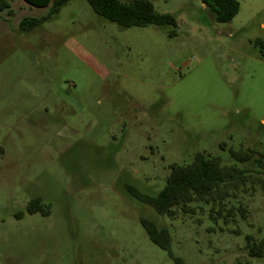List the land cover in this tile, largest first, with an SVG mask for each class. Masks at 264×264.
I'll return each mask as SVG.
<instances>
[{
  "label": "rangeland",
  "instance_id": "374dc122",
  "mask_svg": "<svg viewBox=\"0 0 264 264\" xmlns=\"http://www.w3.org/2000/svg\"><path fill=\"white\" fill-rule=\"evenodd\" d=\"M151 1L177 25L125 27L71 0L0 35V264H264L246 238L264 239V162L231 152L264 153V0L225 23L203 0ZM197 152L250 170L229 221L218 202L167 216L129 191L158 195ZM36 197L48 215L28 212Z\"/></svg>",
  "mask_w": 264,
  "mask_h": 264
},
{
  "label": "trees",
  "instance_id": "16d2710c",
  "mask_svg": "<svg viewBox=\"0 0 264 264\" xmlns=\"http://www.w3.org/2000/svg\"><path fill=\"white\" fill-rule=\"evenodd\" d=\"M32 6L46 7L48 11L40 17L25 16L20 21V31L30 32L41 23L57 15L63 6L71 0H25ZM94 11L106 19L116 22L125 27H145L150 24H172L177 25V18L172 13H161L156 10L151 0H87ZM209 7L218 22L231 21L240 10L238 0H203ZM0 10H7L12 14L11 4L8 0H0ZM256 43L264 51V41L257 40ZM233 157L239 161L255 159L260 164L264 162V153L258 148L233 149ZM259 154V158L255 155ZM250 170L240 167L238 164H225L220 157L206 152H197L190 164L174 163L171 165V174L167 178L165 187L158 195H148L139 191L133 185H129V191L138 199L153 206L155 210L163 215L176 216L177 210L182 209L185 213H194L193 203L215 202L213 212L224 215L225 220L234 214V207L224 213V200L230 196V190L238 188L248 181ZM30 213L41 211L48 215L49 211L40 197L33 198L27 205ZM238 211L245 216L246 208L238 206ZM142 223L146 228L151 240L159 247L169 250L171 247V233L166 227H160L156 223L143 218ZM248 249L251 256L264 255V239L256 240L255 236L247 235ZM176 264H187L180 257L175 258Z\"/></svg>",
  "mask_w": 264,
  "mask_h": 264
},
{
  "label": "crops",
  "instance_id": "0c3cea01",
  "mask_svg": "<svg viewBox=\"0 0 264 264\" xmlns=\"http://www.w3.org/2000/svg\"><path fill=\"white\" fill-rule=\"evenodd\" d=\"M11 4L12 14H8L7 10L4 12L0 10V35L12 30L10 24L13 26L20 24V21L25 16H33L47 10L46 7H36L27 3L25 0H8ZM19 13V16H18Z\"/></svg>",
  "mask_w": 264,
  "mask_h": 264
},
{
  "label": "flooded vegetation",
  "instance_id": "af4514ba",
  "mask_svg": "<svg viewBox=\"0 0 264 264\" xmlns=\"http://www.w3.org/2000/svg\"><path fill=\"white\" fill-rule=\"evenodd\" d=\"M30 201H31V200H30ZM30 201H29V202H30ZM27 210H28V209H27ZM28 212H29V211H28ZM29 213H30V212H29ZM35 213H36V212H35ZM31 214H33V213H31Z\"/></svg>",
  "mask_w": 264,
  "mask_h": 264
}]
</instances>
